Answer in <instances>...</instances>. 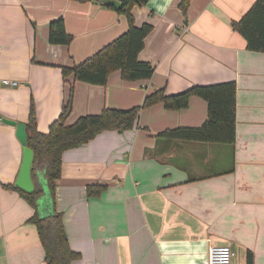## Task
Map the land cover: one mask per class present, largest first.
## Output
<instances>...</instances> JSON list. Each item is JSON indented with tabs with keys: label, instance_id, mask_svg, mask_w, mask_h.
Returning a JSON list of instances; mask_svg holds the SVG:
<instances>
[{
	"label": "crops",
	"instance_id": "obj_1",
	"mask_svg": "<svg viewBox=\"0 0 264 264\" xmlns=\"http://www.w3.org/2000/svg\"><path fill=\"white\" fill-rule=\"evenodd\" d=\"M256 0H190L186 15L179 0H149L131 10L135 25L151 32L139 52L154 67L151 78L126 81L119 71L97 85L63 78L61 68L79 63L128 27L126 17L102 0H0V264H46L36 226L29 218L63 214L70 264H207L212 245H228L231 264H264V53L250 51L231 27ZM63 18L68 45L48 42L50 21ZM236 84V137L217 157L213 143L159 137L166 129L198 127L207 104L192 96L189 106L143 108L125 131H103L65 150L51 204L43 188L34 209L15 189L23 150L16 126L45 133L68 98L66 124L104 107L128 109L163 87L167 94L192 85ZM32 128H29L31 132ZM217 147V146H216ZM220 163V170H212ZM104 185L88 196V185Z\"/></svg>",
	"mask_w": 264,
	"mask_h": 264
},
{
	"label": "trees",
	"instance_id": "obj_2",
	"mask_svg": "<svg viewBox=\"0 0 264 264\" xmlns=\"http://www.w3.org/2000/svg\"><path fill=\"white\" fill-rule=\"evenodd\" d=\"M149 0H119L121 7L116 9L106 3L102 5L115 9L123 14L128 23L127 29L79 63L62 67L63 78L72 75L75 80L90 84L104 85L113 71H119L126 81L149 79L154 67L148 61L138 58L144 47L146 36L152 25L143 23L135 25L131 10L134 6H143ZM190 0H179L178 7L186 15ZM231 27L239 32L246 41L250 51L264 53V0H256L239 21H233ZM72 35L65 29L63 18L50 21L48 25V42L50 44L68 45ZM192 96L203 99L207 104V118L198 127H176L159 133V137L201 143L234 144L236 137V84L233 81L201 85L167 94L163 87L147 93L140 105L128 109L104 107L98 114L79 116L73 123L66 124L72 110L73 85L70 84L68 98L62 105L58 117L53 120L48 131L39 132L35 128V111L31 105L29 111L30 125H26L27 146L33 151L31 177L34 182L32 193H26L16 186L25 200L34 208L43 188L37 174L43 172L51 204L55 203V180L61 176V157L65 150L79 147L92 140L99 133L109 131H125L137 124L139 112L154 104L161 103L167 110H180L189 106ZM29 128H32L31 132ZM104 185H88V196L101 192ZM37 229L44 250L46 264H70L78 259L80 253L71 249L63 224V214L53 211L46 216L36 212L29 218ZM245 264H253V253L247 250Z\"/></svg>",
	"mask_w": 264,
	"mask_h": 264
},
{
	"label": "water",
	"instance_id": "obj_3",
	"mask_svg": "<svg viewBox=\"0 0 264 264\" xmlns=\"http://www.w3.org/2000/svg\"><path fill=\"white\" fill-rule=\"evenodd\" d=\"M103 3L110 5L116 9L121 7L119 0H102ZM2 122L16 126V136L22 145L23 159L15 180V186L25 191L32 193L34 190V182L31 177V167L33 161V151L27 146L26 132L23 123H16L13 120L2 118Z\"/></svg>",
	"mask_w": 264,
	"mask_h": 264
},
{
	"label": "built area",
	"instance_id": "obj_4",
	"mask_svg": "<svg viewBox=\"0 0 264 264\" xmlns=\"http://www.w3.org/2000/svg\"><path fill=\"white\" fill-rule=\"evenodd\" d=\"M0 85L18 86L16 80L2 79ZM234 252L228 245H212L208 249L207 264H231Z\"/></svg>",
	"mask_w": 264,
	"mask_h": 264
},
{
	"label": "rangeland",
	"instance_id": "obj_5",
	"mask_svg": "<svg viewBox=\"0 0 264 264\" xmlns=\"http://www.w3.org/2000/svg\"><path fill=\"white\" fill-rule=\"evenodd\" d=\"M223 145L224 144L213 143V146L215 147V149H217V157L220 159L225 157V150L224 148L222 149ZM221 166L223 165H221L220 163L213 164V168H212V170H214L213 172H215L216 170H220Z\"/></svg>",
	"mask_w": 264,
	"mask_h": 264
}]
</instances>
